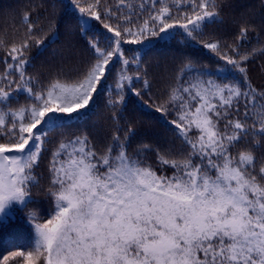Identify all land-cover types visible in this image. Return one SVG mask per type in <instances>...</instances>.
Returning <instances> with one entry per match:
<instances>
[{
	"label": "snow or ice",
	"instance_id": "1",
	"mask_svg": "<svg viewBox=\"0 0 264 264\" xmlns=\"http://www.w3.org/2000/svg\"><path fill=\"white\" fill-rule=\"evenodd\" d=\"M70 3L94 57L70 82L45 83L27 71L28 51L48 38L37 35L39 22L29 13L19 42L0 39V227L15 219L17 207L33 202L35 170L46 151L44 195L53 205L47 218L27 213L31 248L10 252L0 264L18 258L19 264H264V91L251 85L246 67L264 47L240 50L252 26L242 22L235 43H203L223 66L213 72L189 60L162 96L145 102L179 146L141 143L130 152L135 129L120 123L126 95L140 98L151 85L146 70L139 71V52L126 56L123 45L171 39L176 29L196 42L220 17L222 0H117V10L103 12L102 0ZM91 20L107 30L104 46L88 37ZM116 60L115 95L108 100L113 127L102 148L87 132L50 139L88 118Z\"/></svg>",
	"mask_w": 264,
	"mask_h": 264
},
{
	"label": "trees",
	"instance_id": "2",
	"mask_svg": "<svg viewBox=\"0 0 264 264\" xmlns=\"http://www.w3.org/2000/svg\"><path fill=\"white\" fill-rule=\"evenodd\" d=\"M132 2L133 0H129V3ZM222 3L220 17L216 22L204 26L203 34L196 42H189L181 31H176V35L171 39L154 37L142 44L123 45L126 56H132L134 51L139 52V71L144 73L146 70V78L151 85L150 91L145 92L140 98L131 93L126 95V105L120 123L125 126L131 123L135 129L136 135L132 139L130 152L141 143L160 147L169 144L179 146L180 141L173 135L165 119L153 108L147 107L145 102L149 97L155 100L156 97L162 96L166 90L165 85L189 60L196 67L207 68L213 72L223 66V62L219 61L215 53L204 48L203 43L219 41L222 47L235 43L240 24L247 22L254 30L248 32L247 40L240 50L243 52L264 47V0H222ZM116 4L117 0H102L101 11H104V7H111L115 11ZM123 11L127 12V9L124 8ZM25 13L30 14L33 22H39L37 35L47 33L48 36L44 45L39 49L33 46L27 53L30 58L27 71L30 74L39 76L45 83L53 78L70 82L93 62V52L88 46L87 39L81 35L78 13L70 0H0V39H3L6 45L14 41L19 42L23 38L27 30V25L22 23ZM91 23L94 27L88 31V37L98 38L101 46H104V35L107 34V30L99 21L91 20ZM49 28L52 31H49ZM4 56V50L0 49V71L4 69L2 62ZM246 67L251 85L258 91H264V54L257 53L247 62ZM119 68L120 63L116 60L107 74L104 87L100 88L99 94L94 97L88 110V118L82 124L50 133V139L55 141L61 132L69 137L87 132L96 147L102 148L113 127L111 120L113 110L108 100L115 95V79ZM136 70L133 66L129 72L135 73ZM142 84V80L136 82L135 87L142 88ZM19 100L20 103L26 102L23 95ZM54 146V143L45 145L48 149ZM49 155L48 151L43 153L35 170L39 185L32 188L33 202L22 210L17 207L15 219L0 227V259L12 251L29 250L33 232L26 220L27 213L35 210L40 216L47 218V213L53 206L51 198L44 195V189L48 185ZM147 155L150 162L155 164V153L149 152ZM166 172L171 174V169H167ZM9 264H19V258L16 261H9Z\"/></svg>",
	"mask_w": 264,
	"mask_h": 264
},
{
	"label": "rangeland",
	"instance_id": "3",
	"mask_svg": "<svg viewBox=\"0 0 264 264\" xmlns=\"http://www.w3.org/2000/svg\"><path fill=\"white\" fill-rule=\"evenodd\" d=\"M175 31H181L180 29H176Z\"/></svg>",
	"mask_w": 264,
	"mask_h": 264
}]
</instances>
